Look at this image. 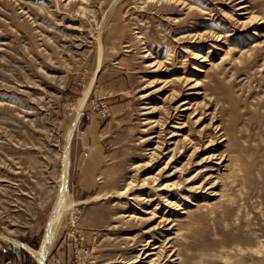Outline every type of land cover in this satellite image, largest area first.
Here are the masks:
<instances>
[{
	"label": "rangeland",
	"instance_id": "1",
	"mask_svg": "<svg viewBox=\"0 0 264 264\" xmlns=\"http://www.w3.org/2000/svg\"><path fill=\"white\" fill-rule=\"evenodd\" d=\"M60 195L44 264H264V0H0V264Z\"/></svg>",
	"mask_w": 264,
	"mask_h": 264
},
{
	"label": "bare ground",
	"instance_id": "2",
	"mask_svg": "<svg viewBox=\"0 0 264 264\" xmlns=\"http://www.w3.org/2000/svg\"><path fill=\"white\" fill-rule=\"evenodd\" d=\"M62 195H60L58 197V200H57V203H56V208H55V211H54V214L52 215V219H51V222L49 224V227H48V230L46 232V235H45V238L43 240V244H42V247L40 248V250H34L33 248L29 247L28 245L22 243V242H19V241H15V243L17 244H20V245H26L29 250L37 256V259L39 261L40 264H44V259H45V256L52 244V241L53 239L55 238V228H56V222L61 214L62 211H64V209L66 208V206L68 205V202L67 203H64L63 201V196L61 197ZM170 238V237H169ZM150 241V240H149ZM152 241V240H151ZM168 241V240H167ZM166 243V241H165ZM158 245V244H157ZM164 246V245H163ZM157 247V246H155ZM160 247V246H159ZM160 250V249H159ZM169 251V250H168ZM155 252V251H154ZM151 254V253H150ZM149 256V255H148ZM161 256V255H160ZM173 256V254H172ZM160 258V257H159ZM170 258V257H169ZM174 258V257H173ZM166 263V262H165ZM172 263V262H171Z\"/></svg>",
	"mask_w": 264,
	"mask_h": 264
},
{
	"label": "built area",
	"instance_id": "3",
	"mask_svg": "<svg viewBox=\"0 0 264 264\" xmlns=\"http://www.w3.org/2000/svg\"><path fill=\"white\" fill-rule=\"evenodd\" d=\"M75 239L78 241H82L84 239V235L83 233H78L77 235H75ZM78 244V242L76 243V245Z\"/></svg>",
	"mask_w": 264,
	"mask_h": 264
},
{
	"label": "crops",
	"instance_id": "4",
	"mask_svg": "<svg viewBox=\"0 0 264 264\" xmlns=\"http://www.w3.org/2000/svg\"><path fill=\"white\" fill-rule=\"evenodd\" d=\"M11 262H12V259L10 258V259H8V260L6 261L5 264H11Z\"/></svg>",
	"mask_w": 264,
	"mask_h": 264
},
{
	"label": "water",
	"instance_id": "5",
	"mask_svg": "<svg viewBox=\"0 0 264 264\" xmlns=\"http://www.w3.org/2000/svg\"><path fill=\"white\" fill-rule=\"evenodd\" d=\"M19 250H20L19 247L16 246V247H15V251H16V252H19Z\"/></svg>",
	"mask_w": 264,
	"mask_h": 264
}]
</instances>
